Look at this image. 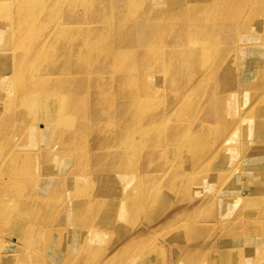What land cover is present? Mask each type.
<instances>
[{
  "label": "bare ground",
  "instance_id": "bare-ground-1",
  "mask_svg": "<svg viewBox=\"0 0 264 264\" xmlns=\"http://www.w3.org/2000/svg\"><path fill=\"white\" fill-rule=\"evenodd\" d=\"M87 1L95 5L88 7ZM176 1L182 5L174 7L167 0H0V61L8 65L0 68V89L3 85L8 91L14 89L8 105L11 120L5 124L0 121V138L7 137V131L24 135L14 149L7 146L9 141L0 144V262L28 264L19 258L30 255V264H36L37 255L52 241L53 222L68 203L77 204L68 212L81 224L72 235L68 229L57 230V238L51 243L55 252L61 244L68 245L69 238L73 242L71 256L66 255L58 264H67L78 250L79 254L83 251L82 264H98L102 247L108 248L118 237L112 224L100 228L91 220L106 208L103 221L109 223L116 202L118 217L122 215L130 206L127 194L122 193L118 199L114 189L108 196L99 191L94 194L91 186L84 184L89 176L87 165L77 172L71 187L67 186L66 195L59 197L58 191L70 179V170L88 157L85 147L76 142L77 135L89 125L81 116L92 113L90 124L99 129L100 139L90 145L98 164L106 169L108 164L120 166L113 173L115 182L132 181L131 169L140 159L149 166L164 167L166 177L158 180L145 176L136 189V204L149 209L160 197L161 188L178 195L180 190L194 186L197 177L192 165L209 147L204 126L197 124L191 131L194 135L188 141L189 148H183L186 131L177 130L180 120L202 109L208 114L214 111L213 117L223 123L227 111H222L237 104L235 97L250 96L253 88L264 84V0ZM48 2L51 7L47 10ZM45 20L49 21L47 32L38 33V24ZM78 27L80 32L76 34ZM254 43L260 47L253 49ZM249 44L255 51L254 62L245 71L233 69L235 55L239 50H248L242 46ZM246 60L250 62V57ZM80 61L84 67L89 65V71L82 67L71 71ZM190 63H203L204 74L210 70L212 73H191ZM113 68L112 73L107 72ZM247 73H254V85L246 91L228 89L229 95L238 94L217 107V99L227 92L217 87L218 80L220 85H229L240 77L245 84L251 75ZM83 74L86 80L91 76L96 82L97 78L100 85L87 86L80 79ZM260 91L263 95L256 102L263 108V116L254 123L250 138L264 143L259 137L260 126L264 127V85ZM243 119L237 118L239 123ZM168 120H173V130L162 135L161 128ZM51 135L57 138L53 140ZM225 149L234 148L228 145ZM235 149V160H245L246 151L241 145L236 143ZM72 154L76 155L75 161ZM256 174L262 184L264 168ZM238 200L239 209L226 208L220 212L221 221L217 220L219 229L235 224L229 231L224 229L221 236L233 238L229 241L231 257L227 264L244 262L243 246H237L236 239L243 243L245 237L256 236L257 230L264 232V195ZM210 216L215 217L214 210ZM253 216L260 217L261 222L252 221ZM175 227L167 229L177 234L182 225ZM6 238L11 245L5 243ZM185 239L189 241L188 236ZM92 241L97 247L88 245ZM253 247L255 259L247 260L249 264L264 259V245ZM149 251L146 246L123 245L111 254L113 261L120 254H131L123 264H139L132 257L142 258ZM49 252L54 263V254ZM192 254L200 253L186 252L182 259ZM206 257L208 264H217L218 255L210 253Z\"/></svg>",
  "mask_w": 264,
  "mask_h": 264
},
{
  "label": "rangeland",
  "instance_id": "rangeland-1",
  "mask_svg": "<svg viewBox=\"0 0 264 264\" xmlns=\"http://www.w3.org/2000/svg\"><path fill=\"white\" fill-rule=\"evenodd\" d=\"M167 2L169 5L174 7L182 5L176 0H167ZM87 3L88 7L95 5L93 1H87ZM50 7L51 5L48 2L46 4V9L48 10ZM242 21L243 20L241 19V22ZM38 25L40 28L38 33H46L49 27V21L45 20ZM74 32L79 34L80 27L76 28ZM181 36L186 37V33H182ZM252 46L253 45L251 44L248 46H242L245 48L248 47V50H239L238 54L235 55L234 61L236 60V63L235 66H233V69L237 71L241 70L242 72L251 66L255 60V56L252 53L255 51L250 48ZM255 47L260 46H255L254 43L253 49ZM247 57H250V62L246 60ZM112 62H114L113 59ZM263 64H260V66H263ZM6 66H8L6 63L0 61V68H4ZM81 67L87 71L90 69L88 64L84 67L83 61H80V63L71 71L79 70ZM204 67L203 63H190L188 66L191 73L197 72L202 76L210 75L212 70L205 75V72H203ZM113 71L114 68L107 72L112 73ZM115 71L117 72V70ZM87 73L88 72H86V74ZM108 73L101 72V75ZM247 74H251L248 78V83L244 84L242 79L238 77L235 78V81L229 85H220L221 81L219 82L218 80L217 84H219V86L217 87H222L226 91L230 89L233 90V92H238L239 90L246 91L247 87H252L254 85L251 82L253 79L252 75L254 73ZM84 76L85 74L80 75V79L87 83V86L91 87V85H100L97 84V78L96 82H94L91 78L95 77L87 76L89 77V80H86ZM157 85L162 87L163 84L157 83ZM262 86L258 89L253 88L250 96L235 97V102L237 104H233L229 110L222 111H227L224 115V120L227 122L225 121L222 123L221 121L223 120L214 118V111L208 114L206 110L203 111L202 109L197 111V113H195L192 117L180 120V125L177 130L182 128L186 131V133L182 136L183 148H189L188 141H190L194 135L191 134V131L197 124L204 126L203 129L206 131L205 141L207 140L209 147L207 146L206 149L201 152V158L195 162V165H192V168L196 171L194 177H197L194 178V180H196L194 182V186L192 184L188 190H180L178 195L171 194L164 188H161L162 192L160 197L149 209L148 207H142L136 204V200L134 199L135 193L137 194L136 189L140 186V182L145 176H149L152 179L156 177L158 180L162 177H166L167 172L164 167L159 166L155 168L149 166L144 159H140L131 169L134 173L132 181L126 180L122 183L115 182L113 179V176L115 175H113V173L119 169L120 166L116 167L108 164V169H106L98 164V160L92 155V148L90 145L93 141L100 139L97 133L99 129L94 128L90 124L92 120V113L88 112L85 116H81V120L85 121V123H88L89 125L86 129L81 130V132L77 135L76 142L79 146L85 147V152L88 157L81 166H73L70 170V179L66 181V185L58 191L59 197L66 195L67 186L68 188L71 187L72 183L77 179V172L83 165H87V173L89 176L85 178L84 184H88L89 187L91 186L90 190L94 194L96 191H99L103 196H108V194L114 189L116 199L120 198L122 193H126L127 198L129 199L128 204H130L127 211H124L123 214L118 217V202H116L114 212L109 216L111 218L109 223L103 221V216L107 215L106 208L100 211L98 215L91 220V224L97 225L100 228L112 224L113 230L118 234V237L115 236L113 238L114 240L110 242L108 248L105 247L104 249L102 247L100 252L102 259L98 264H108L109 261H111L110 264H115L117 261L118 263L123 264L124 259H129L131 254H129V257L127 255L124 256L120 254L117 261L112 260L113 255L111 254V252L123 245L130 247L138 246L139 248L146 246L149 248V253L142 258L132 257V259L137 261L139 264H208L206 256L210 253L218 255L217 264L230 263L228 260V258L231 257L229 241L233 238L225 239L221 238V236L224 229L225 231H229L235 226V224L233 223L230 226L225 225L219 229V227H217V220H220V212L229 207L239 209L240 202H238V199L240 198H259L261 195H264V182L260 184L257 181L258 174H256L259 169L264 168V143H257L250 138L251 133L255 131L254 123L259 121L257 119L259 116L260 118L263 116V108L259 107V102H256L257 98L262 97L263 95L260 91ZM109 91L112 95L114 87ZM13 92L14 89L12 91H8L5 89L4 85L2 89H0L2 96V100L0 101V121L4 122V124L10 122L11 120V117L9 116L10 107L8 105H10ZM121 92H123V90H121ZM228 92L229 91L219 96L216 102L217 107L221 105L223 100L231 101V96L238 94L234 93L229 95ZM123 95H126V93H123ZM4 96L6 97V100ZM87 103L90 102L87 101ZM256 112H258V116L255 115ZM238 116L245 117L246 120L243 119L239 123L237 120ZM250 117H253V119ZM173 123V120H168L166 127L161 128L163 130L161 134L166 135V133L173 130L171 129ZM61 133H63L64 136H67L65 131H61ZM109 135H113V138H115L113 132H109ZM259 137L264 138V127L262 126H260ZM23 138V133L12 135L9 131H7V137L0 138V144L5 141H9L11 144L7 146L14 149V147L20 143ZM51 138L54 140L57 138V135H51ZM247 139H249V141ZM236 143L241 145V148L246 151L245 160H243V158L241 160H235ZM246 143L248 144L244 145ZM228 145L234 149L231 151L225 149ZM96 152L99 153L100 151ZM75 156V154L70 156L73 161H75ZM103 176H105V178ZM109 178L111 179L109 180ZM217 179L219 180L218 182ZM126 190H128L129 193ZM87 193L89 195L88 190ZM76 207V203H68L65 206L63 205L55 222H53L55 223V231L53 233L54 236L52 237L51 243L57 238L58 229H68L69 234L72 235L75 230L80 227L81 222L76 217L71 218V215L68 212ZM213 210L215 212V217L212 218L210 214H212ZM251 220H258L261 222V218L258 216H253ZM164 222L166 223L161 225V223ZM113 224L115 225L113 226ZM175 225L176 227L174 229H176L179 225H182V228L176 230L177 234L168 231L167 229L174 227ZM257 231L256 236L245 237L243 239V243L241 240H235L237 246H243V264H249L247 260L255 259L253 246L260 247L264 245V232L260 230ZM186 236L189 237V241L185 239ZM1 241L2 240H0V244ZM95 242L96 241L89 242L88 245H94L97 247ZM5 243L8 246L11 245L10 239L6 238ZM51 243L45 247L43 253L40 252L37 255L35 261L36 264H58L66 255L71 256L73 247L71 238L67 241L68 245L64 246L66 242L63 245L61 244L57 252L52 249L53 244ZM49 250L54 254V263L51 262L50 258L53 257L51 256ZM1 252L2 251L0 250V253ZM186 252H198L200 254H192L187 259H182ZM81 253H83V251H81L80 254ZM80 254L78 250L76 252L77 256L72 255V260H70L67 264H82L83 256ZM19 261L23 263H27L29 261L28 264H30V255H20ZM0 264H4V261L0 262ZM128 264L131 263L129 262ZM256 264H264V259L260 258Z\"/></svg>",
  "mask_w": 264,
  "mask_h": 264
}]
</instances>
